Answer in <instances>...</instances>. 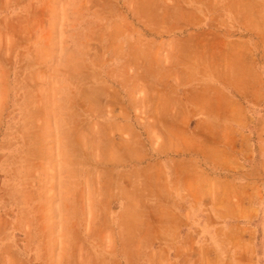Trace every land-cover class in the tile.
I'll use <instances>...</instances> for the list:
<instances>
[{
    "label": "rangeland",
    "instance_id": "374dc122",
    "mask_svg": "<svg viewBox=\"0 0 264 264\" xmlns=\"http://www.w3.org/2000/svg\"><path fill=\"white\" fill-rule=\"evenodd\" d=\"M0 264H264V0H0Z\"/></svg>",
    "mask_w": 264,
    "mask_h": 264
},
{
    "label": "crops",
    "instance_id": "0c3cea01",
    "mask_svg": "<svg viewBox=\"0 0 264 264\" xmlns=\"http://www.w3.org/2000/svg\"><path fill=\"white\" fill-rule=\"evenodd\" d=\"M194 198L189 196L186 200V205L174 209L175 214L190 215V219H182L180 224V236L178 239L174 238L173 242H189L190 246L193 242H200L206 244L207 242H221L222 238L218 237L217 224H214L213 213L214 208L201 206L195 208ZM244 241H251V237L244 238ZM192 247V246H191Z\"/></svg>",
    "mask_w": 264,
    "mask_h": 264
},
{
    "label": "bare ground",
    "instance_id": "6f19581e",
    "mask_svg": "<svg viewBox=\"0 0 264 264\" xmlns=\"http://www.w3.org/2000/svg\"><path fill=\"white\" fill-rule=\"evenodd\" d=\"M243 84V83H242Z\"/></svg>",
    "mask_w": 264,
    "mask_h": 264
}]
</instances>
